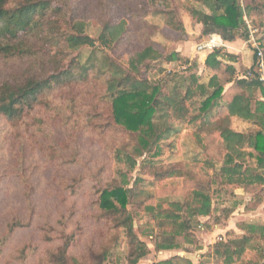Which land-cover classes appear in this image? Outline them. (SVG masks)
I'll return each mask as SVG.
<instances>
[{
	"label": "trees",
	"instance_id": "16d2710c",
	"mask_svg": "<svg viewBox=\"0 0 264 264\" xmlns=\"http://www.w3.org/2000/svg\"><path fill=\"white\" fill-rule=\"evenodd\" d=\"M178 1L181 6L175 5ZM254 1L244 8L240 0H140L135 7L122 0L119 10L124 16L101 20L102 32L93 38L89 23L68 10V0H0V62L12 65L11 71L0 76L2 128L10 133L40 107L54 112L49 96L56 89L69 91L90 84L95 91L100 89L99 101L106 105L103 109L100 102L92 104L88 127L100 134L125 135L123 142L110 148L113 177L98 190L97 211L106 222L105 230L114 233L111 243L101 237L86 256H71L75 236L68 235L61 246L49 248L38 264H139L152 251L137 234L135 223L142 216L147 215L155 227L141 231L138 226L140 236L152 238L154 251L160 254L194 244L199 219L212 214L213 193L222 197L234 189L259 187L264 192V84L243 77L257 68V55L253 66L240 72L235 66L238 55L224 46L214 48L204 62L211 76L202 83L194 73L199 68L196 59L176 49L160 50L152 40L164 28L187 35L181 11L200 27V41L212 35L224 42L249 40L244 18H253L264 8V3ZM252 24L264 26L256 20ZM128 40L137 48L127 65L112 57L107 69L80 60L65 64L75 47L115 51ZM259 41L264 51V42ZM169 65L182 70L168 71L165 66ZM152 73L161 77L151 78ZM229 91L233 93L228 95ZM81 113L78 108L76 114ZM36 124L42 130L46 122L39 118ZM236 124L248 128L236 130ZM186 132H191L206 155L204 166L196 172L181 165H158L165 148L173 149L175 139ZM216 136L223 151L218 160L209 154V138ZM50 157L56 159L53 154ZM138 165L158 180L185 177L196 185L183 200H157L151 191L153 182L141 174L133 177ZM116 215L123 217L121 223ZM240 227L242 236L214 246L216 264H264V225L242 223ZM21 228L24 224L15 220L5 239ZM124 243L128 250L118 252ZM179 262L192 264L180 257L156 264Z\"/></svg>",
	"mask_w": 264,
	"mask_h": 264
},
{
	"label": "rangeland",
	"instance_id": "374dc122",
	"mask_svg": "<svg viewBox=\"0 0 264 264\" xmlns=\"http://www.w3.org/2000/svg\"><path fill=\"white\" fill-rule=\"evenodd\" d=\"M119 1L122 2V0H68V10L75 14L77 19L87 21L90 25L88 33L97 38L102 32L101 20L120 19L124 16L125 13L119 10ZM139 1L125 0L132 7ZM241 2L244 8L256 4L254 0ZM256 2L262 4L264 0ZM175 5L181 6L180 1ZM155 8L160 6L157 5ZM181 16L187 35L164 28L156 32L152 40L160 50L176 49L189 58L196 59L199 68L195 69L194 73L201 77L202 83H207L211 73L205 70L204 59L210 51L198 50V46L206 40L197 39L201 29L195 26L188 14L181 11ZM244 19L246 24H250L251 34L253 31L255 39L263 43L264 26L256 27L252 20H256L258 26L264 23V8L260 13H253V18L245 16ZM241 40L247 42L250 52L255 56L249 40ZM127 47L129 48L126 49ZM135 48L137 46L131 40L125 41L122 49L115 51L75 47L65 64L70 65L80 60L81 64L98 63L107 69L113 62L110 59L112 57L118 63L127 65L129 56ZM115 66L113 68L118 69V66ZM165 67L168 71L182 70L180 66L175 65ZM11 70L12 65L0 62V76ZM244 70L240 67L238 71ZM150 77L157 79L161 75L152 73ZM92 88L93 85L87 84L69 91L56 89L49 96L50 102L56 108L54 112H49L44 107L37 108L25 117L22 126L10 130V133L2 128L3 122L0 120V264H38L45 258V252L49 248L61 246L63 238L68 235L75 236L70 255L77 257L86 256L101 237L107 240L104 243H111L114 238L113 232L107 230V227L105 230L106 222L100 218L97 211V199L99 187L113 177L114 164L110 148L123 142L125 135L122 132H114V135L100 134L88 127L90 126L88 114L94 110L92 104L100 102L101 94L100 89L95 91ZM232 93L233 91H229L228 95ZM72 105L76 106L75 110L70 109ZM105 105L100 102L99 106L104 109ZM78 108L82 111L80 115L76 114ZM68 115L75 118L69 119ZM39 118L46 122L42 127L43 131L36 124ZM234 127L240 131L248 128L246 125L238 124ZM209 140L211 141L209 154L218 160L223 153L220 150V140L217 136ZM52 154L56 159L50 157ZM73 160L74 163H68ZM158 160H160L158 165L166 167L181 165L187 171L192 169L198 172L199 168L204 166L207 157L196 145L191 132H186L175 139L173 149L165 148ZM141 162L142 160L139 161V165ZM139 165L133 177L141 174L140 176L153 182L151 191L157 200L158 198L183 200L196 185L185 177L158 180L151 171L143 173L144 169H140ZM78 179V183L73 187L75 180ZM115 217L119 223L123 221V217L119 215ZM15 220L22 222L24 228L16 230L6 240L5 238L9 236L8 230ZM199 222L201 225L194 229L193 245L184 244L181 249L156 254L153 239L141 237L138 227L142 226L141 231H144L147 228H154V224L149 221L147 215L136 220L139 238L152 250L139 264H156L176 257L186 259L192 264H216L214 257L216 244L227 243L234 237L242 236L244 234L240 227L242 223L264 225V192L259 187L248 191L234 189L231 193H223L222 197L213 193L212 214L200 218ZM121 238H124V235H121ZM48 239L52 241L48 243ZM123 250H128L126 243L121 245L118 252ZM23 251L26 255H23Z\"/></svg>",
	"mask_w": 264,
	"mask_h": 264
},
{
	"label": "built area",
	"instance_id": "2783aa9c",
	"mask_svg": "<svg viewBox=\"0 0 264 264\" xmlns=\"http://www.w3.org/2000/svg\"><path fill=\"white\" fill-rule=\"evenodd\" d=\"M247 25H248L249 29H251L250 24L248 23ZM250 32H251V30H250ZM213 37H215V36H211L208 41L200 44L198 46V50L200 52L201 51H212L214 48L220 47V46H218V43L220 42V40L217 43H213ZM249 44H251V46L254 50V53L258 57V65H257V68H255V70L248 71L246 73V75L243 77L246 79L258 80L259 82L264 84V51H263V48L261 46V43L255 39L253 31H252V34H251L250 39H249ZM206 45H211L209 50L204 49V46H206Z\"/></svg>",
	"mask_w": 264,
	"mask_h": 264
},
{
	"label": "crops",
	"instance_id": "0c3cea01",
	"mask_svg": "<svg viewBox=\"0 0 264 264\" xmlns=\"http://www.w3.org/2000/svg\"><path fill=\"white\" fill-rule=\"evenodd\" d=\"M199 36H200V32H199V34H197V37H199ZM212 36L218 37L220 39L218 46H220V47L224 46L227 48V50L230 53L238 55L240 57L239 62L235 65L238 70L240 69V67L247 70L253 66V64L255 62V58L252 55V53L250 52V49L248 48L249 46H248L247 42H244L241 39H237L234 42H224L220 36H218V35H212ZM208 40H209V38L206 39V41H208ZM177 51H179V50H177ZM179 52H181V51H179ZM184 56H186V55H184ZM186 57H188V56H186ZM206 57H207V55H205V59H206ZM205 59H204V62H205ZM163 254H164V252H163Z\"/></svg>",
	"mask_w": 264,
	"mask_h": 264
},
{
	"label": "bare ground",
	"instance_id": "6f19581e",
	"mask_svg": "<svg viewBox=\"0 0 264 264\" xmlns=\"http://www.w3.org/2000/svg\"><path fill=\"white\" fill-rule=\"evenodd\" d=\"M219 40L220 39L218 37H213V43H217V42H219ZM210 47H211V45H206V46H204V49L209 50Z\"/></svg>",
	"mask_w": 264,
	"mask_h": 264
}]
</instances>
